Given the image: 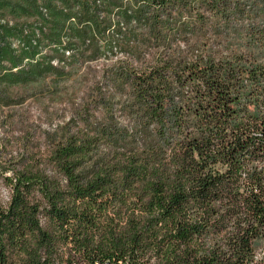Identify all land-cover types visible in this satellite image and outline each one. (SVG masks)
<instances>
[{"label":"trees","instance_id":"1","mask_svg":"<svg viewBox=\"0 0 264 264\" xmlns=\"http://www.w3.org/2000/svg\"><path fill=\"white\" fill-rule=\"evenodd\" d=\"M49 2L53 42L77 17L95 59H124L45 148L0 145V264H264V0ZM16 31L0 68L25 59Z\"/></svg>","mask_w":264,"mask_h":264},{"label":"rangeland","instance_id":"2","mask_svg":"<svg viewBox=\"0 0 264 264\" xmlns=\"http://www.w3.org/2000/svg\"><path fill=\"white\" fill-rule=\"evenodd\" d=\"M51 1L59 10L67 12L71 7L76 16L81 13L80 5L71 3L68 6L62 0ZM20 3L23 4L19 0L0 3V25L17 29L5 37V42L17 56L25 59L14 70H10L9 61H4L0 69L4 74L31 70L43 74H37L29 81L0 82V91L9 98L8 106L0 111V145L16 155L45 148L48 137L62 131L79 107L86 104L89 90L102 80L105 68L124 59L116 49L107 58L101 55L95 59L91 40L84 42L72 31L70 23L74 24L73 28L81 27L77 17L66 24L60 43L53 42L50 37L54 35L55 17L49 8V0H39V13L26 4L22 6L25 11L19 9ZM44 67H53L59 72H46ZM9 195V190L0 183V202L6 203Z\"/></svg>","mask_w":264,"mask_h":264},{"label":"water","instance_id":"3","mask_svg":"<svg viewBox=\"0 0 264 264\" xmlns=\"http://www.w3.org/2000/svg\"><path fill=\"white\" fill-rule=\"evenodd\" d=\"M107 264H111V263H107Z\"/></svg>","mask_w":264,"mask_h":264}]
</instances>
